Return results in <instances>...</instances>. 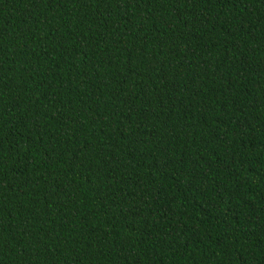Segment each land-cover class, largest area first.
I'll list each match as a JSON object with an SVG mask.
<instances>
[{
  "label": "trees",
  "instance_id": "16d2710c",
  "mask_svg": "<svg viewBox=\"0 0 264 264\" xmlns=\"http://www.w3.org/2000/svg\"><path fill=\"white\" fill-rule=\"evenodd\" d=\"M0 264H264V0H0Z\"/></svg>",
  "mask_w": 264,
  "mask_h": 264
}]
</instances>
